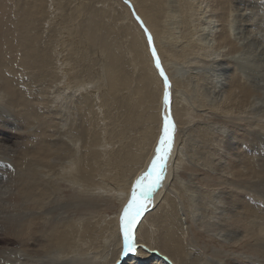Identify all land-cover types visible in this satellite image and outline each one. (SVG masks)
<instances>
[{"label":"bare ground","instance_id":"bare-ground-1","mask_svg":"<svg viewBox=\"0 0 264 264\" xmlns=\"http://www.w3.org/2000/svg\"><path fill=\"white\" fill-rule=\"evenodd\" d=\"M104 1L123 9L142 89L156 94L157 140L144 163L138 147L114 178L115 164L100 150L107 144L98 139L86 98L93 94H54L38 76L65 79L63 42L45 54V37L37 31L40 22L44 29L45 0L18 1L20 21L15 19L12 33L23 72L8 78L25 82L16 92L0 72V264H264V50L258 53L254 37L264 21L254 11L258 0ZM103 10L113 15L108 7ZM134 13L151 34L171 84L175 141L166 176L134 226L137 251L122 255L121 212L134 182L150 166L164 113L163 80ZM170 15L175 26L169 34L162 16ZM107 37L100 43L108 58V84L124 87L125 79L114 71L121 58ZM187 77L190 100L207 110L210 128L221 132L213 137L217 148L200 153L205 171L186 190L185 214L167 194L177 182L183 136L192 125L191 114L182 112L180 130L174 106L175 83ZM114 200L110 217L105 208ZM152 210L160 216L151 219ZM179 228L185 248L173 239Z\"/></svg>","mask_w":264,"mask_h":264},{"label":"rangeland","instance_id":"rangeland-1","mask_svg":"<svg viewBox=\"0 0 264 264\" xmlns=\"http://www.w3.org/2000/svg\"><path fill=\"white\" fill-rule=\"evenodd\" d=\"M15 2V0H0V72L8 81H11L9 83L12 89L17 92L18 87L20 88L22 82L25 81L23 79L20 83V80L15 78L13 81L9 79L13 74L18 77L21 76L20 72H23L21 71L22 55L18 50H15L16 39L12 33L15 27V25L13 27L15 19L20 21L21 14V8L17 10V2L16 4ZM119 2L124 5L123 1L120 0ZM15 7L16 10H14ZM105 7L109 8L112 16L103 10ZM254 11L259 17L263 16L261 18L264 21V0L257 1ZM131 19L133 18L131 17ZM162 21L165 22L167 33L170 34L172 32L170 27L175 20L170 15L168 17L162 16ZM127 23L123 9L114 1L45 0L44 29H41V22L36 26L39 36L45 37V54H47V49L53 51L55 45L60 49L62 45L60 43L63 42L59 54L61 56L60 63H62L61 71L65 73V79L57 83V81L48 80L46 74L44 76L41 72H37L38 76H41L45 86H48L47 89L54 94H93L91 97L86 96V98L90 100L89 109L93 111L97 121L98 139L104 140L107 144L100 150L109 155L112 165L115 164V171H112L114 178H116L117 173L121 174L119 166L124 165L128 155L138 147H141L144 153L140 163H144L159 134L158 121L155 118L157 116L156 94H152L153 97L144 94L145 90L142 89L141 79L142 71L130 49L129 38L125 30ZM174 26L175 24L172 27ZM178 28L183 32L181 26ZM262 29H256L257 31L254 32L256 34V36L254 35L256 37L255 42L258 44V53L264 50V34H261L264 29L263 31ZM106 33L108 37L105 35ZM102 34L109 38L114 49L113 52L121 58V62L114 66V71L118 75V79L119 76L125 79L126 85L124 87L119 88L118 86L111 89L108 84L106 77L108 58L102 54L103 49L100 42L105 39L104 36L103 39L101 38ZM258 35L262 38H258ZM96 36L97 42L93 38ZM57 41L59 42L57 43ZM52 64L53 68L58 67L56 62ZM23 69L30 75L25 66ZM188 74L193 77L195 72L191 70ZM188 77L182 83H175L174 106L180 130L182 127L184 128L181 125L182 112L191 114L192 125L187 128V133L183 136L185 150L182 154L183 161L182 159L179 161L180 170L177 182L172 188L169 187L170 192L167 194L170 198V204H176V209L177 206L182 208L185 214H187V197L189 196L186 190L191 188L194 179H199L200 174L205 171L204 167L200 165L202 162L198 161L200 153L205 154L209 148L216 149L217 144L213 137L218 136L221 132L217 127L210 128L207 110L200 107L196 101L190 100L193 94L191 92V79ZM15 84L18 86L16 87ZM76 84L81 86L76 87ZM57 86L67 90L59 93L54 88ZM181 92L184 94V101L183 97L182 99L180 97L179 93ZM46 94L50 93L46 92ZM185 98L188 99L187 103ZM217 153L218 149L215 153L216 157ZM127 176H129V172ZM120 178H122L121 175ZM114 205L117 206L115 200L105 208V210L108 209L105 212L110 217L115 211L116 206ZM148 214L152 219L156 216L159 217L161 213L152 210ZM184 218L186 220L185 216L182 219L184 220ZM147 223L150 224L149 221ZM179 233L180 228L173 232V239H177L179 245L185 248Z\"/></svg>","mask_w":264,"mask_h":264},{"label":"snow or ice","instance_id":"snow-or-ice-1","mask_svg":"<svg viewBox=\"0 0 264 264\" xmlns=\"http://www.w3.org/2000/svg\"><path fill=\"white\" fill-rule=\"evenodd\" d=\"M125 3H128V0H125ZM135 18L147 35V42L151 49V55L155 60V67L163 79L164 113L162 115L161 133L154 149V155L150 161V166L147 171L134 182L130 198L121 212L120 222L123 235L122 255L137 251L138 245L134 234V226L137 224L141 213L148 208L147 202L153 196V193L161 185L166 176L167 162L175 141V122L171 117L170 109L171 84L164 68L162 67L151 34L148 32L147 27L144 25V22L139 15H135Z\"/></svg>","mask_w":264,"mask_h":264},{"label":"water","instance_id":"water-1","mask_svg":"<svg viewBox=\"0 0 264 264\" xmlns=\"http://www.w3.org/2000/svg\"><path fill=\"white\" fill-rule=\"evenodd\" d=\"M138 22V21H137ZM146 38H147V35H146ZM162 78V77H161ZM163 80V79H162Z\"/></svg>","mask_w":264,"mask_h":264}]
</instances>
